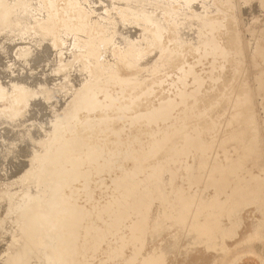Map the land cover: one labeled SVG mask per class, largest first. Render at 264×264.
Returning a JSON list of instances; mask_svg holds the SVG:
<instances>
[{
    "label": "rangeland",
    "instance_id": "1",
    "mask_svg": "<svg viewBox=\"0 0 264 264\" xmlns=\"http://www.w3.org/2000/svg\"><path fill=\"white\" fill-rule=\"evenodd\" d=\"M0 6V264H263L261 203L206 207L214 249L194 213L264 199V0Z\"/></svg>",
    "mask_w": 264,
    "mask_h": 264
},
{
    "label": "bare ground",
    "instance_id": "2",
    "mask_svg": "<svg viewBox=\"0 0 264 264\" xmlns=\"http://www.w3.org/2000/svg\"><path fill=\"white\" fill-rule=\"evenodd\" d=\"M1 7V6H0ZM1 8H3V7H1ZM10 9V8H9ZM5 10V9H4ZM8 10V9H7ZM19 14V13H18ZM7 17V16H6ZM6 20V19H5ZM21 26V25H20ZM20 28V27H19ZM33 31V30H32ZM4 32V31H3ZM22 33H24V32H22ZM69 34V33H68ZM19 35H21V34H19ZM70 36V35H69ZM72 36V35H71ZM73 37V36H72ZM68 38V37H67ZM74 38V37H73ZM21 39V38H20ZM33 40V39H32ZM40 40V39H39ZM63 41H64V39H63ZM58 43V42H57ZM64 43V42H63ZM71 43V42H70ZM62 44V43H61ZM68 44V43H67ZM59 45H57V47H58ZM61 46V45H60ZM67 49H72V50H70V52H72L74 49H77L76 47H74V46H72V47H69V48H67ZM24 50V49H23ZM59 51V50H58ZM14 55V54H13ZM82 56V55H81ZM31 56H27V55H24V56H21L20 57V59H21V61H24L25 63H27V61H28V59L30 58ZM82 57H84V56H82ZM92 61V60H91ZM75 64V63H74ZM90 64H91V62H90ZM89 65V64H88ZM74 70V69H73ZM6 72V71H5ZM0 74H3L4 75V72H2V71H0ZM66 77V76H65ZM70 83V82H69ZM8 86V85H7ZM52 87V86H51ZM99 87V86H98ZM101 87V86H100ZM99 87V89H102V88H100ZM103 87V86H102ZM41 88V87H40ZM59 88V87H58ZM4 90V89H3ZM75 90V89H74ZM20 91V90H19ZM4 92V91H3ZM26 93V92H25ZM94 94V93H93ZM20 95V94H19ZM58 96V95H57ZM109 97V96H108ZM250 97V96H249ZM54 98V97H53ZM74 99V98H73ZM251 99V98H250ZM253 99V98H252ZM80 101H79V103L80 104H78L80 107L82 106H91V104H89L88 103V99H87V97H80V99H79ZM176 100H177V98H176ZM115 103V102H114ZM242 105V104H241ZM109 106V105H108ZM15 107V106H14ZM52 108V107H51ZM237 108V107H236ZM100 110V109H99ZM256 110V109H255ZM79 112V111H78ZM158 112V111H157ZM244 112H245V109H244ZM152 113V112H151ZM75 115V114H74ZM71 117V116H70ZM151 118V117H150ZM170 119V118H169ZM151 120V119H150ZM156 120V119H155ZM158 120V119H157ZM156 120V121H157ZM67 122V121H66ZM164 122V121H163ZM166 122H168V121H166ZM154 123H155V121H154ZM157 123V122H156ZM66 125V124H65ZM59 128V127H58ZM125 131V130H124ZM70 132V131H69ZM259 133V132H258ZM72 134V133H71ZM53 135V134H52ZM52 135H50V136H52ZM53 137V136H52ZM237 137V136H236ZM254 137V136H253ZM121 138V137H120ZM234 138V137H233ZM44 140V139H43ZM50 140V139H49ZM250 140H252V138L250 139ZM43 142V141H42ZM74 142V141H73ZM248 142H250V141H248ZM224 144L223 145H225V143L226 142H223ZM154 144V143H153ZM222 145V144H221ZM227 146V145H226ZM45 148V147H44ZM93 148V147H92ZM226 148V147H225ZM104 149V148H103ZM227 149V148H226ZM93 150V149H92ZM228 150V149H227ZM53 151V150H52ZM229 151V150H228ZM71 152V151H70ZM194 152V151H193ZM224 152V151H223ZM84 153V152H83ZM81 154V153H80ZM101 154V153H100ZM137 154V153H136ZM193 154V153H192ZM42 155H44V154H42ZM75 155V154H74ZM226 155V154H225ZM185 156V155H184ZM41 157V156H40ZM81 157V156H80ZM42 158V157H41ZM45 158V157H44ZM193 158V157H192ZM201 158V157H200ZM251 158V157H250ZM82 159V158H81ZM80 159V160H81ZM96 159V158H95ZM102 160V159H101ZM100 160V161H101ZM104 160H106V159H104ZM180 160V159H179ZM205 160V159H204ZM43 161V160H42ZM46 161V160H45ZM87 161V160H86ZM92 161V160H91ZM248 161H250V160H248ZM177 162V161H176ZM251 162V161H250ZM254 162V161H253ZM45 163V162H44ZM104 163V162H103ZM113 163V162H112ZM171 163V162H170ZM248 163V162H247ZM252 163V162H251ZM42 163H40V165H41ZM84 164V163H83ZM85 164H87V163H85ZM84 164V165H85ZM89 164V163H88ZM102 164V163H101ZM241 164V163H240ZM243 164V163H242ZM108 165H111V164H108ZM177 165V164H176ZM182 165V164H181ZM243 165H245V164H243ZM77 166V165H76ZM246 166V165H245ZM54 167V166H53ZM74 167V166H73ZM108 167V166H107ZM243 167V166H242ZM242 167H241V169H242ZM57 168V167H56ZM244 168V167H243ZM67 169V168H66ZM78 169H80L79 167H78ZM111 169V168H110ZM160 169V168H159ZM68 170V169H67ZM72 170H74V171H76L75 170V168L74 169H71V171ZM105 170V169H104ZM123 170V169H122ZM121 170V171H122ZM188 170V169H187ZM116 171V170H115ZM120 171V172H121ZM180 171V170H179ZM81 172V171H80ZM216 172V171H215ZM219 172V171H218ZM29 173V172H28ZM93 173V172H92ZM118 173V172H117ZM210 173V172H209ZM217 173V172H216ZM251 173V172H250ZM187 174V173H186ZM228 174V173H227ZM249 174V173H248ZM248 174H247V176H248ZM43 175V174H42ZM102 175V174H101ZM141 175V174H140ZM49 176V175H48ZM96 176V175H95ZM115 176V175H114ZM142 176V175H141ZM176 176V175H175ZM175 176H173V177H175ZM188 176V175H187ZM229 176L231 177V175L229 174ZM27 177V176H26ZM116 177H117V175H116ZM165 177V176H164ZM244 177V176H243ZM31 178V177H30ZM49 178V177H48ZM156 178V177H155ZM168 178H169V176H168ZM211 178H213L212 179V181H213V183H218V182H224V181H226V178H227V176L223 173V172H220V173H218V175H213V176H211ZM249 178V177H248ZM247 178V179H248ZM50 179H51V177H50ZM54 179V178H53ZM95 179V178H94ZM104 179V178H103ZM140 179H142V178H140ZM173 179V178H172ZM245 179H246V176H245ZM244 179V180H245ZM31 180V179H30ZM33 180V179H32ZM88 180V179H87ZM90 180V179H89ZM102 180V179H101ZM134 180V179H133ZM139 180V179H138ZM165 180V179H164ZM250 180H255L257 183L261 180V177L260 176H252V178H250ZM25 181H27V180H25ZM59 181V180H58ZM168 181V180H167ZM42 182V181H41ZM55 182V181H54ZM78 182V181H77ZM103 182V181H102ZM111 182V181H110ZM146 182V181H145ZM166 182V181H165ZM172 182V181H171ZM206 182H208V181H205V183ZM35 183V182H34ZM43 183V182H42ZM41 183V184H42ZM50 183V182H49ZM48 183V184H49ZM52 183V182H51ZM62 183V182H61ZM140 183V182H139ZM147 183V182H146ZM209 183H212V182H209ZM227 183V182H226ZM225 183V184H226ZM246 183V182H245ZM251 183H252V181H251ZM256 183V184H257ZM149 184V183H148ZM170 184V183H169ZM228 184V183H227ZM226 184V185H227ZM33 185V184H32ZM76 185V184H75ZM74 185V186H75ZM110 185V184H109ZM166 185V184H165ZM248 185H249V182H248ZM2 186V185H1ZM96 186V185H95ZM100 186V185H99ZM111 186V185H110ZM143 186V185H142ZM259 183L256 185V187H258L259 188ZM54 187V186H53ZM106 187V186H105ZM139 187V186H138ZM150 187V186H149ZM159 187V186H158ZM170 187V186H169ZM255 187V186H254ZM261 187V186H260ZM65 188V187H64ZM73 188V187H72ZM85 188V187H84ZM148 188V187H147ZM168 188V187H167ZM249 188V187H248ZM263 188H264V186H263ZM263 188H261V189H263ZM112 189V188H111ZM120 189V188H119ZM135 189V188H134ZM133 189V190H134ZM163 189H165V188H163ZM2 190H3V188H2ZM45 190V189H44ZM64 190V189H63ZM78 190V189H77ZM83 190V189H82ZM147 190V189H146ZM161 190H162V188H161ZM87 191V190H86ZM259 190H257L256 192H258ZM50 192V191H49ZM52 192V191H51ZM111 192V191H110ZM153 192V191H152ZM160 192V191H159ZM158 192V193H159ZM169 192V191H168ZM167 192V193H168ZM254 190H252V191H250V190H247V191H245V190H241V191H239V192H237L236 193V196L235 197H228L227 198V200L226 201H220V200H216V201H213V202H208V201H206V202H202L201 204H199L200 205V209L199 210H196V213H194L195 214V216H194V220H195V217H201L202 215V217L205 219V222H204V224L202 223V227H197L198 226V224L197 225H195V227H194V229L197 227L198 228V230H199V233L197 232V230H196V232L197 233H195L196 234V236H197V234L199 235L200 234V236H198L199 237V239L198 240H196L195 241V244L194 245H205L206 244V239L207 238H212V236L214 235V236H216V234H222L223 232H225L224 230H223V228H218V226L219 225H217L216 226V224H215V227L216 228H218V229H213V226H214V220H211L210 218H213L214 216H215V219L217 218V216L219 215H214L213 214V210H216V211H220V213H221V211H223L224 212V210L227 212V214L226 215H228V211H230L229 212V215H230V213L231 212H236V211H234V209L231 207L232 205H233V203H235L236 201H238V200H240V201H238V202H241V203H239V205L241 204V205H245V207H246V204H250L251 205V203H254V204H260L261 203V206L259 207L261 210H264V199H263V197H257V193H256ZM20 193V192H19ZM22 193V192H21ZM20 193V194H21ZM104 193H106V192H104ZM112 193V192H111ZM121 193V192H120ZM123 193V192H122ZM156 193V192H155ZM170 193V192H169ZM232 193H233V191L231 192V195H232ZM261 193H263V192H261ZM107 194V193H106ZM138 194V193H137ZM149 194V193H148ZM157 194V193H156ZM165 194H166V192H165ZM259 194H260V192H259ZM19 195V194H18ZM86 195V194H85ZM96 195V194H95ZM116 195V194H115ZM120 195V194H119ZM123 195V194H122ZM136 195V194H135ZM144 195H146L145 193H144ZM151 195V194H150ZM14 196V195H13ZM105 196V195H104ZM183 196V195H182ZM260 196H262V195H260ZM20 197V196H19ZM18 197V198H19ZM103 197V196H102ZM132 197V196H131ZM136 196H134V198H135ZM162 197H163V195H162ZM168 197V196H167ZM189 196H187V198H188ZM192 197V196H191ZM257 197V198H256ZM64 198V197H63ZM116 198V197H115ZM75 199V198H74ZM88 199V198H87ZM111 199V198H110ZM128 198H126V200H127ZM130 199V198H129ZM151 199V198H150ZM235 199H238V200H236L235 202H234V200ZM45 200V199H44ZM147 200V199H146ZM179 200V199H178ZM183 200V199H182ZM184 200H186V199H184ZM232 200H233V203H232ZM17 201V200H16ZM35 201V200H34ZM99 201H100V199H99ZM113 201H114V199H113ZM211 201V200H210ZM12 202V201H11ZM73 202V201H72ZM92 202V201H91ZM98 202V201H97ZM105 202V201H104ZM107 202V201H106ZM190 202H193V199L191 198V201ZM61 203V202H60ZM180 203V205L179 206H181V207H184V208H189L188 207V203L187 202H179ZM37 204V203H36ZM53 204V203H52ZM56 204V203H55ZM95 204V203H94ZM93 204V205H94ZM112 204H113V202H112ZM121 204V203H120ZM232 204V205H231ZM58 205V204H57ZM65 205H66V203H65ZM122 205V204H121ZM148 205V204H147ZM147 205H146V207H147ZM238 205V204H237ZM56 206V205H55ZM79 206V205H78ZM108 206V205H107ZM114 206V205H113ZM210 206H213V208H211L212 210V212H210L208 209H206V207H210ZM12 207V206H11ZM89 207V206H88ZM92 207V206H91ZM98 207H99V205H98ZM122 207V206H121ZM129 207V206H128ZM151 207V206H150ZM237 206H235V208H236ZM239 208H240V206H238ZM244 207V206H243ZM61 208V207H60ZM59 208V209H60ZM96 208V207H95ZM42 209V208H41ZM87 209V208H86ZM144 209V208H143ZM149 209V208H148ZM179 209H181L180 207H179ZM210 209V208H209ZM44 210H46V209H44ZM99 210H101V209H99ZM164 210V209H163ZM187 210V209H186ZM237 210V209H236ZM10 212H11V210H9ZM8 211V212H9ZM89 211V210H88ZM87 211V212H88ZM143 211V210H142ZM210 212L211 213V216H213V217H210V215H209V217L210 218H208V217H206L205 216V214H206V212ZM9 212V213H10ZM92 212V211H91ZM133 212V211H132ZM6 213V212H5ZM190 213H192V212H190ZM209 213V214H210ZM219 213V212H218ZM233 213L231 214V215H233ZM64 214V213H63ZM110 214H112V213H110ZM115 214V213H114ZM113 214V215H114ZM120 213H118V215H119ZM145 214V213H144ZM189 214V213H188ZM222 214V213H221ZM27 215V214H26ZM134 215V214H133ZM25 215L23 214V217H24ZM29 216V215H28ZM131 216V215H130ZM220 216V215H219ZM60 217V216H59ZM92 217V216H91ZM166 217V216H165ZM228 217V216H227ZM28 218V217H27ZM26 218V219H27ZM105 218V217H104ZM110 218V217H109ZM108 218V219H109ZM137 218V217H136ZM140 218V217H139ZM142 218H144V217H142ZM218 218H222V216L221 217H218ZM230 218V217H229ZM228 218V219H229ZM128 219V218H127ZM145 219H146V216H145ZM179 219V218H178ZM182 219H183V217H182ZM207 219H209V221H206ZM227 219V220H228ZM31 220V219H30ZM57 220V219H56ZM112 220V219H111ZM139 220H141V219H139ZM170 220H173V219H170ZM33 221V220H32ZM131 221V220H130ZM142 221V220H141ZM196 221H197V219H196ZM217 221H218V219H217ZM25 222V221H24ZM28 222V221H27ZM126 222H128V221H126ZM209 222H213L212 224V228H211V223H208ZM45 223V222H44ZM128 223H130V222H128ZM140 223V222H139ZM177 223V222H176ZM181 223H183L182 221H181ZM215 223H217V222H215ZM220 222L218 221V223L217 224H219ZM61 224V223H60ZM140 224H142V223H140ZM175 224V223H174ZM184 224V223H183ZM190 224V223H189ZM264 224V223H263ZM262 224V225H263ZM26 225H28V223L26 224ZM81 225V224H80ZM109 225V224H108ZM114 225V224H113ZM136 225H138V223L136 224ZM210 225V226H209ZM260 226H261V224H259ZM21 226V225H20ZM130 226V225H129ZM60 227V226H59ZM111 227V226H110ZM125 227V226H124ZM134 228L136 227V229L137 228H139L138 226H133ZM141 227H143V226H141ZM193 227V226H192ZM29 228H30V225H29ZM63 228H64V226H63ZM147 228H148V226H147ZM147 228H146V230H147ZM171 228V227H170ZM190 228H191V225H190ZM190 228H189V230H190ZM196 228V229H197ZM143 229H145V228H143ZM21 230V229H20ZM134 230V229H133ZM139 230H142V229H139ZM193 230V229H192ZM231 230V229H230ZM262 230H263V226H262ZM262 230H260V228L258 227V229H256L255 228V230H254V232H253V234H252V236L251 237H249L248 238V240H245V241H248V242H252V243H254L255 241H259V239L262 237L263 238V231ZM32 231V230H31ZM110 231V230H109ZM136 231V230H135ZM138 231V230H137ZM136 231V232H137ZM191 231V230H190ZM195 231V230H194ZM33 232V231H32ZM136 232H134V233H136ZM140 232V231H139ZM138 232V233H139ZM142 232V231H141ZM145 232V231H144ZM144 232H142V233H144ZM192 232V231H191ZM31 233V232H30ZM61 233V232H60ZM120 233V232H119ZM142 233L141 234H139L140 236L142 235ZM56 234V233H55ZM82 234V233H81ZM187 234V233H186ZM192 234H193V232H192ZM223 234H225V233H223ZM32 235H33V233H32ZM38 235V234H37ZM42 234H39V236H37V237H42L41 236ZM60 235V234H59ZM69 235V234H68ZM116 235V234H115ZM77 236V235H76ZM190 236H191V234H190ZM225 236V235H224ZM226 236H231V235H226ZM2 237V236H1ZM31 237V236H30ZM59 237V236H58ZM60 237H62V235L60 236ZM70 237V236H69ZM116 237H117V235H116ZM121 237V236H120ZM139 237V236H138ZM142 237V236H141ZM141 237H140V239H141ZM184 237V236H183ZM220 237H221V235H220ZM49 238H51V237H49ZM48 238V239H49ZM123 237H121V239H122ZM196 238V237H195ZM213 238H215V237H213ZM33 239V238H32ZM62 239V238H61ZM66 239V238H65ZM113 239V238H112ZM138 239V238H137ZM139 239V240H140ZM209 239V240H210ZM217 239V238H216ZM222 239V238H221ZM224 239V238H223ZM46 240V239H45ZM95 240V239H94ZM145 239L143 238L142 239V241H144ZM195 240V239H194ZM28 241V240H27ZM34 241H35V239H34ZM52 241V240H51ZM50 240H49V242H51ZM54 241V240H53ZM73 241V240H72ZM99 241V240H98ZM137 241V240H136ZM29 242V241H28ZM64 242V241H63ZM62 242V243H63ZM67 242V241H66ZM211 242V241H210ZM48 243V242H47ZM96 243H97V241H96ZM140 243V242H139ZM216 243V242H215ZM223 243V242H222ZM259 243V242H258ZM261 244H262V242H260ZM52 244V243H51ZM70 244V243H69ZM72 244V243H71ZM211 244H214L213 242L211 243ZM217 244V243H216ZM263 244H264V242H263ZM194 245H188V246H190L191 248L189 249V250H192L193 251V247H194ZM222 245H224V244H222ZM247 245V244H246ZM245 245V246H246ZM30 246V245H29ZM61 246H64V244L63 245H61ZM108 246V245H107ZM206 246V249H210L212 246L210 245V248L207 246V245H205ZM221 246V245H220ZM219 246V247H220ZM225 246V245H224ZM248 246V245H247ZM262 246H264V245H262ZM109 247V246H108ZM208 247V248H207ZM214 247V246H213ZM212 247V249H214ZM218 247V246H217ZM240 247V246H239ZM50 248V247H49ZM87 248V247H86ZM97 248V247H96ZM116 248V247H115ZM119 248V247H118ZM195 248V247H194ZM221 248V247H220ZM237 248V247H236ZM18 249V248H17ZM103 249V248H102ZM110 249V248H109ZM117 249V248H116ZM235 249V248H234ZM241 249H242V247H241ZM67 250V249H66ZM72 250V249H71ZM188 250V251H189ZM221 250V249H220ZM229 249H227V248H225V247H223L222 248V250L221 251H223V253H225V256H228V251ZM101 251V250H100ZM118 251V250H117ZM230 251V250H229ZM240 251V250H239ZM242 251V250H241ZM245 251V250H244ZM262 251V250H261ZM87 252V251H86ZM227 252V253H226ZM232 252V251H231ZM236 252V251H235ZM67 253H68V251H67ZM99 253V252H98ZM64 255V254H63ZM69 255V254H68ZM96 255V254H95ZM59 256V255H58ZM75 257V256H74ZM78 257V256H77ZM95 257V256H94ZM153 257V256H152ZM222 257V256H221ZM220 257V258H221ZM159 258V257H158ZM158 258L156 257V259H155V263L157 264V262H159L158 261ZM220 258H218L219 260H220ZM225 259V257H222V259ZM261 258H262V263L264 264V251L261 253ZM101 259V258H100ZM118 259V258H117ZM232 259V258H231ZM10 260V259H9ZM147 260V259H146ZM217 260V259H216ZM11 261V260H10ZM10 261H9V263H10ZM81 261V260H80ZM88 261V260H87ZM221 261V260H220ZM220 261H215V262H219L220 263ZM224 261V260H223ZM223 261H221V263L223 264L224 262ZM227 261H229L228 259H227ZM154 262V261H153ZM214 261H213V263H215ZM225 262H226V259H225ZM69 263V262H68ZM80 263V262H79ZM212 263V264H213ZM218 263V264H219ZM230 263V261L228 262V264ZM67 264V263H66ZM95 264V263H94ZM226 264V263H225Z\"/></svg>",
    "mask_w": 264,
    "mask_h": 264
}]
</instances>
